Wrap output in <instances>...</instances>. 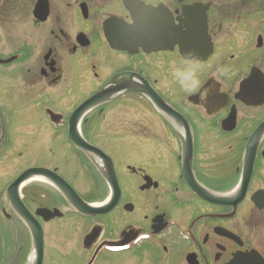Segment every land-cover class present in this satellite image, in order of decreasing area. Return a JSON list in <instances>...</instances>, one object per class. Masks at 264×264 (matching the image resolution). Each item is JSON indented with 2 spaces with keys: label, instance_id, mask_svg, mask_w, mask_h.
Returning a JSON list of instances; mask_svg holds the SVG:
<instances>
[{
  "label": "flooded vegetation",
  "instance_id": "1",
  "mask_svg": "<svg viewBox=\"0 0 264 264\" xmlns=\"http://www.w3.org/2000/svg\"><path fill=\"white\" fill-rule=\"evenodd\" d=\"M16 198L41 264H264V0H0V264Z\"/></svg>",
  "mask_w": 264,
  "mask_h": 264
},
{
  "label": "water",
  "instance_id": "2",
  "mask_svg": "<svg viewBox=\"0 0 264 264\" xmlns=\"http://www.w3.org/2000/svg\"><path fill=\"white\" fill-rule=\"evenodd\" d=\"M176 41V40H175ZM188 47V46H186ZM189 48V47H188ZM110 96L109 90H103L95 94L93 97L88 99L86 102H84L72 115L70 120V128L71 132L69 133L70 140L79 148L85 149V150H91L89 146H87L82 139L80 138L79 134L76 132V125L81 116L87 112L88 110L104 103L108 100ZM27 173L23 175L21 178L17 180V182L14 184V186H19L26 178ZM63 193L66 195L67 199L71 202V204L76 207L80 212L85 214H98L103 211V209L108 208L104 205L101 206H89L84 204L79 198L75 196L74 193H70L66 191V186L62 184L61 186ZM76 197V198H75ZM117 197V196H116ZM116 197L113 198L111 205L113 206L116 202ZM212 201H214L212 199ZM217 202H224L223 200H216ZM14 206L17 208L18 215L23 221L28 222L29 220V229L32 237L33 242V248L32 253L30 256V259L33 257V263L32 264H41L42 261V255H43V236L41 232V228L38 226V224L35 221H32V219H28L29 216L27 213L24 212L21 208V204L18 198H16L14 201ZM28 219V220H27Z\"/></svg>",
  "mask_w": 264,
  "mask_h": 264
},
{
  "label": "rangeland",
  "instance_id": "3",
  "mask_svg": "<svg viewBox=\"0 0 264 264\" xmlns=\"http://www.w3.org/2000/svg\"><path fill=\"white\" fill-rule=\"evenodd\" d=\"M260 8H261V5H259L258 8L256 7L257 10L260 9ZM257 10H254V12H253L254 15L261 14V12H258ZM256 12H257V14H255ZM15 248H16V244H14L13 247H12V251H11L12 253H16L17 252V248L18 247L16 249ZM16 259H24V258H23V256H19V257H16Z\"/></svg>",
  "mask_w": 264,
  "mask_h": 264
},
{
  "label": "clouds",
  "instance_id": "4",
  "mask_svg": "<svg viewBox=\"0 0 264 264\" xmlns=\"http://www.w3.org/2000/svg\"><path fill=\"white\" fill-rule=\"evenodd\" d=\"M180 75H181V83H183V80L188 78L189 76L194 77L195 76V72L193 70V71L188 72V73H181Z\"/></svg>",
  "mask_w": 264,
  "mask_h": 264
},
{
  "label": "bare ground",
  "instance_id": "5",
  "mask_svg": "<svg viewBox=\"0 0 264 264\" xmlns=\"http://www.w3.org/2000/svg\"><path fill=\"white\" fill-rule=\"evenodd\" d=\"M33 263V257H32V259L30 260V263L29 264H32Z\"/></svg>",
  "mask_w": 264,
  "mask_h": 264
}]
</instances>
